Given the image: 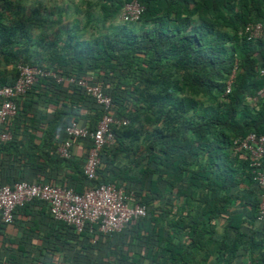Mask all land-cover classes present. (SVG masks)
I'll return each mask as SVG.
<instances>
[{
  "label": "trees",
  "instance_id": "trees-1",
  "mask_svg": "<svg viewBox=\"0 0 264 264\" xmlns=\"http://www.w3.org/2000/svg\"><path fill=\"white\" fill-rule=\"evenodd\" d=\"M20 2L0 0V68L10 66L0 71V87L14 82L18 64L73 83L37 78L15 100L16 115L0 128L10 134L0 142V186L47 183L80 194L111 183L123 190L129 206H144L146 216L115 233L87 227L76 233L55 222L43 202L32 200L13 210L11 223L0 222V231L17 212L33 208L46 211L42 218L54 229L45 236L47 252L60 253L61 264H193L196 257L206 259L210 245L219 263L231 264L244 253L247 260L240 264H264V216L257 220L264 187L253 180L247 154L232 147L234 140L264 132V76L259 74L264 0H139L143 12L137 29L111 25L119 0H96L93 15L85 0L87 23L96 21L98 30L107 31L82 42L75 36L32 38L34 30L52 24L53 15L40 13L41 5L29 10ZM250 23H261L263 32L247 42L238 32ZM87 73L95 78L90 84L110 98L111 116L127 121L100 150L92 181L71 152L66 159L56 154L66 125L82 120L91 132L101 117L100 107L75 84ZM50 100L57 106L38 128L41 115L27 108ZM32 130L42 134L38 143ZM23 132L28 134L15 139ZM73 142L82 146L85 160L89 138ZM121 160L129 163L121 166ZM16 164L27 169L17 179ZM258 171L264 178V156ZM221 219L222 235L215 236L213 222ZM46 255L39 254L34 264H56Z\"/></svg>",
  "mask_w": 264,
  "mask_h": 264
},
{
  "label": "built area",
  "instance_id": "built-area-1",
  "mask_svg": "<svg viewBox=\"0 0 264 264\" xmlns=\"http://www.w3.org/2000/svg\"><path fill=\"white\" fill-rule=\"evenodd\" d=\"M121 8L118 20L121 24H135L139 21L143 7L139 0H119ZM263 25L250 23L238 32L245 41L261 38ZM17 77L11 85L0 87V128L16 115L15 100L27 94L35 79L50 78L56 84L73 83L71 78H63L40 67L16 66ZM264 76V66L259 70ZM82 91L91 98L102 110L100 119L93 131L80 127L76 122H70L64 128L65 139L58 145L56 154L66 159L74 139L89 138L91 147L88 150L83 167V175L87 181L95 179L99 165L98 154L104 146L113 143V130L124 126L127 121L114 118L110 114V98L102 90L91 85L85 78L75 82ZM230 90L225 86V94ZM10 139V134L0 131V142ZM236 152H245L250 160L253 180L258 186L264 187L263 175L258 171L261 158L264 156V132L260 135L249 134L240 140L232 142ZM32 200L43 202L49 215L55 222L63 223L80 233L85 227L89 232L110 234L119 232L128 223H133L146 216V208L142 205L129 206L128 197L121 189L112 184H101L85 189L82 193H74L70 188L49 185L47 183L17 182L11 186H0V222L9 224L12 221L13 210ZM264 216V193L261 196L260 212L257 220ZM244 264H251L245 262Z\"/></svg>",
  "mask_w": 264,
  "mask_h": 264
},
{
  "label": "crops",
  "instance_id": "crops-1",
  "mask_svg": "<svg viewBox=\"0 0 264 264\" xmlns=\"http://www.w3.org/2000/svg\"><path fill=\"white\" fill-rule=\"evenodd\" d=\"M38 5H41L42 8L40 9V13H51L53 15V17H51V20L53 21L52 24L47 27V29H44L42 31L34 30L32 32V38L37 36L44 37V35H46V37L50 40L58 39L60 41H66L68 37L75 36L79 42H82L90 40L91 38H94V36L98 35V29L100 28H98L96 31H88L89 26L92 29L93 22L89 24L87 23V10L83 9V13H81V9L80 7L78 8V6L66 3L64 5L58 6L57 10H54L55 8H53V6H51V8L49 9V7L45 3H42L41 0H30V3H28L27 0H22V2H20V6L29 10L36 8ZM65 16L68 17V19H66ZM56 20L59 21L58 28L55 25ZM111 25H121L118 17H116V19L111 22ZM8 70H10V66L0 68V71ZM84 78L87 79L89 83H91L95 79L93 74L91 73H87ZM47 97L48 95H46L45 100ZM41 98L44 99V96ZM38 105L39 102H31L30 106L27 109H29L30 111H34V114L36 112V115L37 113L41 115L37 118L39 123L38 128H43L44 126H46V122L54 113L57 104L56 102L54 103L50 100V102H40V106ZM79 111L84 114L83 109H80ZM77 124L80 127H86L85 122L82 120H78ZM26 134H28V132H23L22 135L17 136L15 139L19 141L22 137H25ZM30 134L33 135L36 143H38V140L42 137L40 131L37 130H32ZM70 152L71 157H73L75 160H81L82 163H84L83 155L85 151L80 144L73 142L70 148ZM119 162L121 163V166L129 163L128 160H121ZM15 166L17 169L15 173L16 179L18 178L21 171L24 172L23 175H26L27 169L25 167H23L21 164H16ZM28 178L34 181V179H32L33 177L29 176ZM51 183H56V181L53 180ZM131 197L132 194L130 193L129 198ZM173 203L176 205L178 204V202L176 203V201H174ZM34 210L35 209L33 208L28 210V212L30 211L33 214V218L28 215V212H17L15 214L13 223L3 227L0 231V264H34V258L42 253L47 254L46 260L52 261L56 264H61L59 259L61 260L62 255L60 253L54 250L52 252H47L49 250V245L46 244V242L48 241L46 240L45 236L47 234L50 235L51 233L54 234V229L49 226V223L46 222V219H44L45 217L42 218V216L45 215L46 211L44 210L42 211V213H38L37 211L34 212ZM176 215L177 214H175V216ZM33 222L38 224L36 228L33 227ZM214 224V232L216 233L214 235H222L223 220H217L215 223L213 222V225ZM214 249L215 246L210 245V254L207 255L206 259L202 260L196 257L193 264H222L219 263L215 258L216 253ZM246 257L247 255L243 253L241 256H238L237 258L232 260L231 264H240L246 259Z\"/></svg>",
  "mask_w": 264,
  "mask_h": 264
},
{
  "label": "rangeland",
  "instance_id": "rangeland-1",
  "mask_svg": "<svg viewBox=\"0 0 264 264\" xmlns=\"http://www.w3.org/2000/svg\"><path fill=\"white\" fill-rule=\"evenodd\" d=\"M27 1H28V3H30V0H27ZM41 1H42V3H45L49 7V9L51 8V6H53V8H55L54 10H57L58 6H61V5H64L67 3V4L74 5V6H78V8L80 7L81 13H83V9L86 10V6L83 4L85 2V0H41ZM86 1H88V0H86ZM89 2H91L93 9H92V12H89V10H88V14L93 15L97 11L96 6L98 3L96 2V0H89ZM60 12H61V9H60ZM57 14H59V13H57ZM65 18L68 19V17H66V16H65ZM56 22L57 21H55V25L58 28V24H56ZM92 24H93L92 29L90 26L88 28L89 32H92V30L96 31L98 29V23L96 21H94ZM138 25H139V23H135V24H131V25L124 24L123 26L126 28L131 27V28L137 29ZM102 30L104 32L107 31V30L101 29V30H98V32H101ZM94 37H96V36H94ZM45 40H48V38L45 37ZM232 75H233V71L230 73L229 79L226 81V84H229V87H230V83H231L230 81H231ZM250 101H253V99H251Z\"/></svg>",
  "mask_w": 264,
  "mask_h": 264
}]
</instances>
